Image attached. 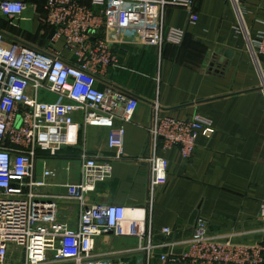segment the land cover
Returning <instances> with one entry per match:
<instances>
[{
  "label": "crops",
  "instance_id": "1",
  "mask_svg": "<svg viewBox=\"0 0 264 264\" xmlns=\"http://www.w3.org/2000/svg\"><path fill=\"white\" fill-rule=\"evenodd\" d=\"M21 1L26 8L12 22L0 15L5 44L19 42L79 64L92 56L96 40L103 39L114 61L95 65L97 87L112 86L138 101L132 119L123 123L121 158H115L107 146V127L85 124H80L76 146L63 147L54 156H39L35 177L41 178L43 165L53 171L40 190L52 196L61 219L69 227L77 226L80 207L66 198V185L80 181L84 151L112 164L110 177L96 185L91 202L133 207L150 198L145 226L154 248L149 264H166L159 256L169 248L181 254L194 235L198 217L205 219L208 235L227 237L236 244L262 245L264 250L260 216L264 203V56L259 57L258 67L244 34L246 29L251 37L264 35V0H194L191 11L169 5L162 12L164 29H180L183 38L158 46L144 44L135 33L124 31L112 13L105 16L110 26L88 31L82 45L71 44L47 23L44 0ZM76 1L97 16L104 13V7L92 0ZM225 51L231 55L224 57ZM42 99L57 97L42 93ZM154 105L162 115L206 116L214 132L197 136L189 159L177 147L161 151L169 161L167 181L150 195L147 125ZM116 115L121 117L122 110ZM163 227H170L171 232L164 234ZM146 243L136 236L110 232L96 238L94 254L134 262Z\"/></svg>",
  "mask_w": 264,
  "mask_h": 264
},
{
  "label": "built area",
  "instance_id": "2",
  "mask_svg": "<svg viewBox=\"0 0 264 264\" xmlns=\"http://www.w3.org/2000/svg\"><path fill=\"white\" fill-rule=\"evenodd\" d=\"M46 21L67 37L71 44L82 45L88 31L110 26L105 16L116 15L124 31L133 32L144 44L179 43L183 31H165L162 12L169 5L192 9L194 0H92L104 7L101 16L76 0H44ZM26 8L21 0H0V15L11 22ZM107 14V15H106ZM241 19V13L238 10ZM104 15V16H103ZM136 15H138L136 17ZM134 17V18H133ZM247 47L258 65L264 56V35L251 37L244 31ZM114 61L106 51V42L98 38L92 56L79 64H69L58 56L19 42L5 44L0 32V264H7L10 249L23 254L20 264H149L153 248L147 229V207H129L116 203L91 202L90 196L99 182L112 173L109 160H98L82 151L81 178L66 185V198L79 207L77 226L72 228L61 219L57 203L40 189L53 171L43 165L41 178L35 177L36 164L43 153L54 156L63 147L78 142L80 124L109 129L108 148L121 158L125 128L138 107L135 98L107 86L100 89L94 76L95 65ZM42 93L57 99H42ZM122 110L121 117L116 115ZM150 163L149 194L167 181L168 159L161 155L177 147L184 159L195 150L200 133L214 132L211 119L199 113L188 118L159 113L154 105L147 125ZM264 219V203L261 206ZM114 233L136 236L147 241L134 262L94 254L97 237ZM162 232L169 234L170 227ZM142 243V242H141ZM166 264H264L262 245L236 244L229 238L207 234L206 221L198 217L194 235L185 250L176 255L171 248L160 254Z\"/></svg>",
  "mask_w": 264,
  "mask_h": 264
},
{
  "label": "rangeland",
  "instance_id": "3",
  "mask_svg": "<svg viewBox=\"0 0 264 264\" xmlns=\"http://www.w3.org/2000/svg\"><path fill=\"white\" fill-rule=\"evenodd\" d=\"M22 260H23V254L19 252L18 253L14 252L13 249L11 248L7 257V261H6L7 264H20ZM44 264H53V263L46 262ZM65 264H69V263H65Z\"/></svg>",
  "mask_w": 264,
  "mask_h": 264
},
{
  "label": "water",
  "instance_id": "4",
  "mask_svg": "<svg viewBox=\"0 0 264 264\" xmlns=\"http://www.w3.org/2000/svg\"><path fill=\"white\" fill-rule=\"evenodd\" d=\"M230 55H231L230 51H225L224 52V57H229ZM221 60H223V59H221Z\"/></svg>",
  "mask_w": 264,
  "mask_h": 264
}]
</instances>
